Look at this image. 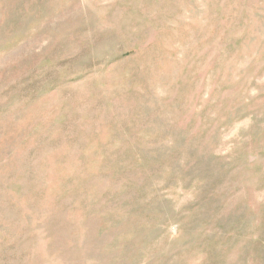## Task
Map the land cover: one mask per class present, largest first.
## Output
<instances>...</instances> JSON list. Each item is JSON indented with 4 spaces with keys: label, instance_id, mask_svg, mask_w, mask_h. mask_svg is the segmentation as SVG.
<instances>
[{
    "label": "rangeland",
    "instance_id": "374dc122",
    "mask_svg": "<svg viewBox=\"0 0 264 264\" xmlns=\"http://www.w3.org/2000/svg\"><path fill=\"white\" fill-rule=\"evenodd\" d=\"M0 264H264V0H0Z\"/></svg>",
    "mask_w": 264,
    "mask_h": 264
}]
</instances>
